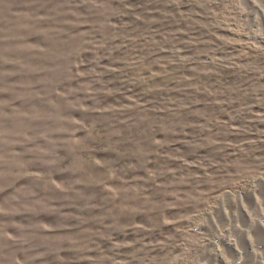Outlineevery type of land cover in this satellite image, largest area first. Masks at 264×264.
<instances>
[{"label":"rangeland","instance_id":"rangeland-1","mask_svg":"<svg viewBox=\"0 0 264 264\" xmlns=\"http://www.w3.org/2000/svg\"><path fill=\"white\" fill-rule=\"evenodd\" d=\"M0 264H264V0H0Z\"/></svg>","mask_w":264,"mask_h":264}]
</instances>
